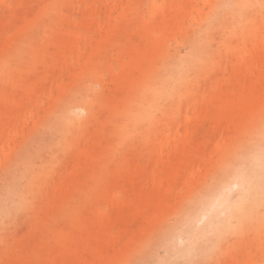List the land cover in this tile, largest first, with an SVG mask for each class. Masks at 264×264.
<instances>
[{"label": "bare ground", "instance_id": "6f19581e", "mask_svg": "<svg viewBox=\"0 0 264 264\" xmlns=\"http://www.w3.org/2000/svg\"><path fill=\"white\" fill-rule=\"evenodd\" d=\"M140 1L131 0L121 8L115 23L106 28L105 34L103 29L97 30L100 39L94 47L89 46L92 53L84 72L97 68L102 61L110 62L112 53L120 66V73L111 78L110 94L103 102L110 110L107 122L112 125L118 116L126 114L122 117L125 122L129 114L135 118L130 130L142 122L152 125L156 117L169 113L162 107L170 106L175 99L191 94L200 98L204 94L203 100L220 113L213 119V126L221 131L234 129L224 134L233 150L223 154L227 159L207 181L197 186L196 192L174 213L172 221L153 213L161 203L158 194L169 190V182L166 179L155 182L152 194L143 196L133 181L134 190L142 198L132 200L122 196L113 201L118 215L111 218L93 213L81 219L71 209L70 216L68 214L71 231L64 232L51 211L38 224L36 236L30 232L23 235L20 249L6 253L2 264H94L96 252L100 254L99 264H179V260L186 264H212L233 234H242L247 226L262 230L264 70L259 57L250 56L248 52L240 55V51L244 46L257 53L264 51V0H215L204 13L197 31L181 39L183 54L171 52L167 45L177 33H183V19L196 0H162L160 5L147 0L148 23L142 21ZM54 9L55 5L50 4L40 16L54 19ZM68 46L66 40L45 43L47 54L37 53V62H47L48 71L42 79L28 86L27 97L34 96L44 85H50L46 82L53 79L51 65L64 62L62 55ZM52 54L57 56L56 61L51 59ZM2 57L0 54V59ZM214 69L218 70L215 77ZM0 79L3 84L0 88L1 139L12 126L11 120L6 118L7 112L13 110L12 119L19 120L23 111L18 109L14 83L7 81L1 64ZM83 91L73 95L70 103L82 104ZM182 110L189 114L185 104ZM56 117L60 121L59 134L66 133L68 126L73 127L67 141L59 146L50 143L46 149L27 151L22 159L10 161L18 173L9 177L4 190L20 208L26 203L24 190H32L33 185L37 190H48L49 195L51 190H56L52 180L47 182L53 177L49 170L55 161H48L46 155L54 150L60 152L58 163L62 174L57 177L61 182L58 190H84L78 177L88 170L94 175L101 172L97 169L105 151L103 134L90 130L89 122L77 121L66 106L57 109ZM233 118L237 120L231 123ZM120 120L117 125L122 126ZM187 124L179 131L185 132ZM18 129L22 133V128ZM54 130L51 127L43 138L51 137ZM72 193H63L65 209L72 207ZM234 193L235 200H231ZM244 195L249 196L247 200ZM26 208L33 210L31 206ZM9 213L5 200L0 199V222ZM113 228H120V233L116 244L109 245L107 238ZM255 238L257 247L261 248L260 235ZM121 241L128 246L135 244L129 254L118 245Z\"/></svg>", "mask_w": 264, "mask_h": 264}, {"label": "rangeland", "instance_id": "374dc122", "mask_svg": "<svg viewBox=\"0 0 264 264\" xmlns=\"http://www.w3.org/2000/svg\"><path fill=\"white\" fill-rule=\"evenodd\" d=\"M214 1H195L190 13L183 19L184 34L177 33L169 41L168 50L184 53L185 49L180 45L181 39L197 31L204 13L208 12ZM130 3L131 0H0V54L3 56L0 64L7 81L14 83L13 90L19 101L18 109L23 111L19 120L12 119L13 110L7 112L6 118L11 120L12 126L0 139V199L5 200L10 210V215L0 222V264L4 262L6 253L14 248L20 249L23 235L30 232L36 236L38 224L51 211L56 224L64 232L71 231L68 220L71 209L81 219L90 217L93 213L111 218L118 215L113 201L122 196L132 200L142 198L134 190L133 181L137 183L138 191L143 196L152 194L155 182L164 179L169 182V190L158 194L161 203L153 213L163 216L165 221H172L174 213L196 192L197 186L207 181L210 174L216 172L227 159L228 156L223 154L233 150L228 146L224 134L232 133L234 129L226 128L221 131L213 126V119L220 113L208 101L203 100L204 94L200 98L191 94L181 100L175 99L170 106L162 107L169 113L156 117L152 125L151 122H142L130 130L129 126H132L135 118L129 117V114L126 116L128 125L122 119L126 114L118 116L112 125L107 122L110 110L103 102L110 94L112 76L120 73L116 55L112 53L111 61H102L97 68L86 72L84 68L92 53L89 46L94 47L100 39L97 30L103 29L105 34L106 28L112 26L120 16V9ZM152 3L160 5L162 0H152ZM50 4L55 5V18L41 17L45 7ZM139 5L142 21L148 23V1L141 0ZM33 21V25L29 24ZM48 40H66L69 49L62 55V64L51 65L53 79L50 82L44 81L50 85H44L34 96L27 97L28 86L48 71L47 62H37V53L47 54L44 45ZM245 52L259 57L264 70V51L257 53L244 46L240 55ZM50 57L53 61L57 60L55 54ZM159 64L160 62L157 65L161 67ZM217 69L212 71L214 77L218 73ZM2 85L0 79V88ZM85 88L88 89L85 91ZM83 89V103L78 106L70 103L71 97ZM182 104L188 107L189 114L182 110ZM64 106L77 121L89 122L90 130L103 134L105 151L103 161L97 169L101 172L94 175L88 170L78 177L84 190H58L61 185L58 178L62 174L58 163L60 152L54 150L46 155L48 161H55L49 170L54 179L49 177L47 182L52 180L51 184L56 190H51L49 195L48 190H37L33 185L32 190H24L26 203L20 205V208L17 201H12V196H7L4 190L9 177L18 173V169L10 161L22 159L27 151L46 149L50 143H58L59 146L70 138L73 129L71 126H68L66 133L59 134L60 121L56 113L59 107ZM119 120L122 126L117 125ZM236 120L237 118L230 119L231 123ZM123 122L126 126H123ZM186 122V131L182 133L179 129ZM20 127L22 133L18 132ZM51 127L55 128L51 137L44 139L43 135ZM21 183L23 182L20 181ZM116 187L119 189L115 190ZM72 191V207L65 209L67 206L62 204L63 193L70 194ZM235 197L236 193L230 199L235 200ZM248 197L244 195L245 200ZM28 206L33 210L26 208ZM119 233L120 228H113L107 243L115 245ZM256 235H260V245L264 247V224L260 231L247 226L242 234L230 237L212 264H264V252L262 247H257ZM118 245L125 254H129L130 249L135 246H128L123 241ZM158 252L161 253V250ZM99 257V253L93 254L94 264L100 263ZM178 262L186 264L182 260Z\"/></svg>", "mask_w": 264, "mask_h": 264}]
</instances>
